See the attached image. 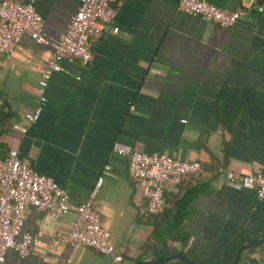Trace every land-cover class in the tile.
Masks as SVG:
<instances>
[{"label":"crops","instance_id":"crops-1","mask_svg":"<svg viewBox=\"0 0 264 264\" xmlns=\"http://www.w3.org/2000/svg\"><path fill=\"white\" fill-rule=\"evenodd\" d=\"M20 1L33 3L48 38L64 29L77 4ZM209 1L239 10L235 23L220 27L179 11L177 0H117V31L90 40L86 64L61 60L30 123L24 114L35 105L52 48L22 34L10 51L0 52V155L16 147L22 160L66 191L71 207L53 215L26 208L30 250L23 257L8 250L6 264H112L109 255L68 235L72 208L85 200L105 164L92 206L122 257L118 264L155 258L152 221L159 226L156 238L160 227L175 226L169 248L201 264H230L239 245L264 237V198L231 187L217 170L243 174L264 164V15L254 7L260 0ZM114 141L197 160L201 171L164 187L162 215L151 219L143 184L111 150ZM244 249L238 263L264 264V243Z\"/></svg>","mask_w":264,"mask_h":264},{"label":"built area","instance_id":"built-area-1","mask_svg":"<svg viewBox=\"0 0 264 264\" xmlns=\"http://www.w3.org/2000/svg\"><path fill=\"white\" fill-rule=\"evenodd\" d=\"M117 0H77L75 10L56 37L48 38L43 32L41 16L31 1L0 0V52H8L22 34L34 41L51 46V54L37 80L36 102L30 112L24 114L28 123L37 119L46 101L45 86L51 74L62 70L61 60H77L86 64L91 58L90 40L102 31H117L113 26L114 7ZM179 11L197 15L220 27L235 23L239 10L219 7L209 0H177ZM264 15V0L254 4ZM184 119H181L183 121ZM111 150L126 158L130 177L143 184L145 211L157 214L164 206V187H175L184 174L201 171L197 160L177 159L160 152H143L130 144L114 141ZM105 164L85 198L72 208L73 218L69 221L68 235L71 239L109 255L112 264H118L122 257L115 252L109 241V232L99 223L98 212L92 200L108 170ZM221 171L224 182L235 189H251L258 199L264 198V164L252 172L239 174L226 169ZM28 207L53 215L71 210L66 191L49 175L29 166L18 155L16 147L9 148L0 157V264L5 263V253L13 251L18 257L28 254L33 240L32 234L23 229L25 210Z\"/></svg>","mask_w":264,"mask_h":264},{"label":"trees","instance_id":"trees-1","mask_svg":"<svg viewBox=\"0 0 264 264\" xmlns=\"http://www.w3.org/2000/svg\"><path fill=\"white\" fill-rule=\"evenodd\" d=\"M20 1V0H18ZM0 157H3L2 155H0ZM164 190V189H163ZM163 200L165 203V197H164V191H163ZM164 210V207L157 213V214H149L146 212L147 216H150V218L152 219H158L160 218V216L162 215V212ZM156 221V220H155ZM152 234H153V238L157 240V242L159 241V247L157 250H155V252L153 253V257H165L168 256L170 254H172L173 252H176L175 249H170L169 248V243L175 239V237L173 235H171L172 230L175 229V226L169 228L168 230H166L165 232H163V229L165 227H160V238H156V234H157V229L159 228V226L156 225V223L154 221H152ZM257 247V245H249L246 249L244 250H251L253 248ZM171 262H177V263H181L178 260H168L163 264H169ZM249 263L245 262L244 264H256L253 260H248ZM181 264H185V263H181ZM240 264V263H237Z\"/></svg>","mask_w":264,"mask_h":264},{"label":"water","instance_id":"water-1","mask_svg":"<svg viewBox=\"0 0 264 264\" xmlns=\"http://www.w3.org/2000/svg\"><path fill=\"white\" fill-rule=\"evenodd\" d=\"M262 243H264V237L259 238V239H255L252 241H248L246 243L239 245L237 250L234 253V257H233L230 264H237L238 263L239 253L242 249L247 248L249 245H259ZM171 259L178 260V261L185 263V264H201L197 260H193V259L185 256L184 254L177 253V252H174V253H172L168 256H165V257H157V258H152V259H137L132 264H163L166 261L171 260Z\"/></svg>","mask_w":264,"mask_h":264}]
</instances>
